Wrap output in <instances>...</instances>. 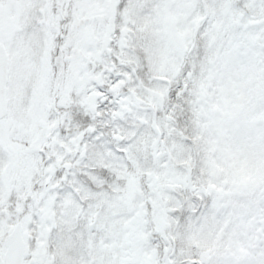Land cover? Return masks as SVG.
<instances>
[{
  "label": "snow or ice",
  "instance_id": "snow-or-ice-1",
  "mask_svg": "<svg viewBox=\"0 0 264 264\" xmlns=\"http://www.w3.org/2000/svg\"><path fill=\"white\" fill-rule=\"evenodd\" d=\"M0 264H264V0H0Z\"/></svg>",
  "mask_w": 264,
  "mask_h": 264
}]
</instances>
